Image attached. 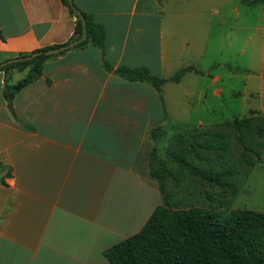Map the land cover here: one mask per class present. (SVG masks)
<instances>
[{"label":"crops","instance_id":"1","mask_svg":"<svg viewBox=\"0 0 264 264\" xmlns=\"http://www.w3.org/2000/svg\"><path fill=\"white\" fill-rule=\"evenodd\" d=\"M218 1L74 0L104 27V49L49 58L12 110L5 83L23 78L0 71V264H111L104 251L143 229L163 203L150 170L154 132L186 124L175 93L199 74L159 93L116 70L161 79L199 70ZM75 24L62 0H0V64L65 44Z\"/></svg>","mask_w":264,"mask_h":264},{"label":"rangeland","instance_id":"2","mask_svg":"<svg viewBox=\"0 0 264 264\" xmlns=\"http://www.w3.org/2000/svg\"><path fill=\"white\" fill-rule=\"evenodd\" d=\"M218 10V26L204 32L207 44L196 57L204 75L175 93L188 108L186 124L157 133L152 169L172 208L200 207L221 218L264 213V134L257 132L264 128V4L219 0ZM234 119H251L254 130L226 126ZM198 171L220 175L223 184H209Z\"/></svg>","mask_w":264,"mask_h":264},{"label":"trees","instance_id":"3","mask_svg":"<svg viewBox=\"0 0 264 264\" xmlns=\"http://www.w3.org/2000/svg\"><path fill=\"white\" fill-rule=\"evenodd\" d=\"M62 2L70 13L76 17L73 37L65 44L39 49L31 54L43 53L68 45L83 36V26L80 18L70 6L68 0H62ZM242 2L249 6L258 3L264 4V0H242ZM82 14L86 21L87 39L70 49H79L88 45L104 49V27L94 21L91 15ZM64 52L52 56L41 54L33 59L0 68V71L5 74H9L13 70L27 72L26 77L17 83H5L4 97L10 110H12L14 97L41 77L45 62L49 58ZM214 68H216V65L212 69ZM190 71L204 75L203 72L194 67L184 68L169 79L153 77L143 68L133 70L120 68L116 70V73L130 81L149 83L161 93L162 86L165 83H179L182 77ZM208 75H211V73ZM226 126L234 127L240 131H243L245 127H249L251 131L254 130L251 119H234ZM159 131L161 129L154 132L155 138ZM257 132L264 134V128L258 127ZM154 152L150 159V170L152 175L155 176L152 169V164L156 159ZM247 164L253 166L254 162L248 159ZM2 170L3 165L0 163V172ZM198 174L200 178L209 184H223L220 175L206 174L202 171H198ZM9 175L8 172L7 176ZM155 178L158 181L156 176ZM224 186L232 189L230 184ZM158 187L163 195L162 205L155 209L139 233L104 251L105 257L111 264H264V213L253 210H235L228 216L221 218L200 207L172 208L167 203L162 181H158Z\"/></svg>","mask_w":264,"mask_h":264},{"label":"water","instance_id":"4","mask_svg":"<svg viewBox=\"0 0 264 264\" xmlns=\"http://www.w3.org/2000/svg\"><path fill=\"white\" fill-rule=\"evenodd\" d=\"M68 2L70 4V6L74 9L77 16L80 18L82 26H83V36L80 39L73 41V42L69 43L68 45H64V46H61L59 48H54V49L45 51L43 53H34V54H31V55L26 56V57H18L15 59H11L9 61L1 63L0 68L4 67L6 65H9V64L16 63V62L33 59V58H35L41 54H44L47 56L57 55L61 52H64V51L70 49V48H73V47L77 46L78 44H80L81 42L85 41L87 39V26H86L85 18L83 16L82 12L78 8L75 7L74 0H68Z\"/></svg>","mask_w":264,"mask_h":264}]
</instances>
